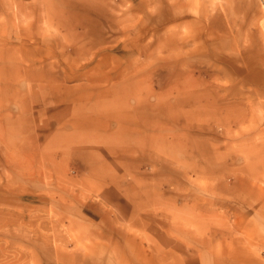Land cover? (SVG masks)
<instances>
[{
  "label": "rangeland",
  "instance_id": "1",
  "mask_svg": "<svg viewBox=\"0 0 264 264\" xmlns=\"http://www.w3.org/2000/svg\"><path fill=\"white\" fill-rule=\"evenodd\" d=\"M78 1L0 0V264H264V0Z\"/></svg>",
  "mask_w": 264,
  "mask_h": 264
},
{
  "label": "bare ground",
  "instance_id": "2",
  "mask_svg": "<svg viewBox=\"0 0 264 264\" xmlns=\"http://www.w3.org/2000/svg\"><path fill=\"white\" fill-rule=\"evenodd\" d=\"M77 1H78V0H77ZM79 1H80V0H79ZM79 1H78V2H79ZM80 3H81V1H80ZM84 3H86V2H84ZM81 4H82V3H81ZM86 4H88V3H86ZM62 6H63V5H62ZM88 6H89V5H88ZM86 8H87V7H86ZM88 8H89V7H88ZM80 9H82V8H80ZM76 10H77V9H76ZM76 12H78V11H76ZM187 80H188V79H187ZM191 82H192L191 80L187 81V83H188V85H187L188 87H187V88H190V89H191ZM119 88H120V87H119ZM188 90H189V89H188ZM128 97H129V96H128ZM128 97H127V98H128ZM130 98H131V97H130ZM119 99H121V98H119ZM119 99H118V100H119ZM121 100H122V99H121ZM127 100H128V99H127ZM124 101H125V100H124ZM195 101H196L197 103H199V102H200V99L197 98ZM119 102H121V101H119ZM121 103H122V102H121ZM121 103H120V104H121ZM207 105H208V106L213 105V101L210 102V103L207 104ZM120 106H121V105H120ZM208 106H204V107H205V108H204V111H209V110L212 111V110H213L212 107H208ZM216 106H217V104L215 105V111H216V112H218V113L222 112V114H224V112L226 111V113H229V111H228L229 108L223 106V107L220 109V106H217V107H216ZM115 107H116V106H115ZM115 107H114V108H115ZM110 109H111V108H110ZM112 109H113V108H112ZM113 110H114V109H113ZM150 111H151V110H150ZM98 118H99V117H98ZM76 122H77V121H76ZM80 122H81V121H80ZM77 123H78V122H77ZM81 123H82V122H81ZM79 124H80V123H79ZM77 126H78V125H77ZM78 127H79V126H78ZM80 127H82V126H80ZM86 128H87V127H86ZM81 129H82V128H81ZM68 130H69V129H68ZM85 130H86V129H85ZM88 130H89V129H88ZM70 133H71V132H70ZM74 137H75V136H73V138H74ZM73 138H72V139H73ZM78 138L80 139V137H78ZM68 139H69V138H68ZM68 139L66 138V139H64V140H62V141H59V142H58V145H66V144H68V143H69V140H68ZM71 141H74V140H71ZM79 142H80V141H79ZM198 145H199V142H198ZM162 146H163V145H162ZM63 148H65V147H63ZM84 148H85V147H84ZM118 148H119V147H118ZM126 148H127V147H126ZM126 148H125V149H126ZM146 148H148V146H147ZM203 148H204V147H203ZM113 149H114V147L112 148V151H113ZM122 149H123V148H122ZM127 149H128V148H127ZM87 150H88V149H87ZM120 150H121V149H120ZM204 150H206V149H204ZM97 153H98V152H97ZM113 154H114V156H115V153H113ZM113 154H112V155H113ZM96 157H97V156H96ZM96 157H95V158H96ZM208 157H209V156H208ZM212 170H213V169H212ZM252 172H253V171H252Z\"/></svg>",
  "mask_w": 264,
  "mask_h": 264
}]
</instances>
